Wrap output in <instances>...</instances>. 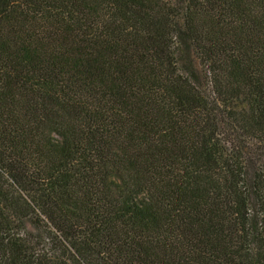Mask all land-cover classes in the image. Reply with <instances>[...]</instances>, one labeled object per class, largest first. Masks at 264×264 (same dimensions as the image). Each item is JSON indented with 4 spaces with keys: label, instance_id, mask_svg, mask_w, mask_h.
Instances as JSON below:
<instances>
[{
    "label": "trees",
    "instance_id": "1",
    "mask_svg": "<svg viewBox=\"0 0 264 264\" xmlns=\"http://www.w3.org/2000/svg\"><path fill=\"white\" fill-rule=\"evenodd\" d=\"M0 264H264V0H0Z\"/></svg>",
    "mask_w": 264,
    "mask_h": 264
},
{
    "label": "rangeland",
    "instance_id": "2",
    "mask_svg": "<svg viewBox=\"0 0 264 264\" xmlns=\"http://www.w3.org/2000/svg\"><path fill=\"white\" fill-rule=\"evenodd\" d=\"M247 173H248L247 174L248 180H249V182H251L252 181V176H253L252 168H249Z\"/></svg>",
    "mask_w": 264,
    "mask_h": 264
}]
</instances>
